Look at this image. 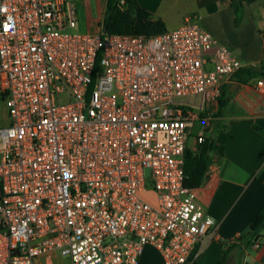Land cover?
<instances>
[{
    "label": "built area",
    "instance_id": "2783aa9c",
    "mask_svg": "<svg viewBox=\"0 0 264 264\" xmlns=\"http://www.w3.org/2000/svg\"><path fill=\"white\" fill-rule=\"evenodd\" d=\"M200 20L94 34L70 0H0V264L195 258L215 220L185 185L188 128L244 68Z\"/></svg>",
    "mask_w": 264,
    "mask_h": 264
},
{
    "label": "crops",
    "instance_id": "0c3cea01",
    "mask_svg": "<svg viewBox=\"0 0 264 264\" xmlns=\"http://www.w3.org/2000/svg\"><path fill=\"white\" fill-rule=\"evenodd\" d=\"M159 1L137 0L154 20L164 22L166 30L180 27L186 17L169 20L161 12ZM211 1L225 5L223 9L228 10L234 25L232 0ZM244 4L243 20L239 27L234 25L245 40L240 60L244 67L264 68V0H245ZM106 5L107 0L104 13ZM260 80L264 82V77L247 85L233 81L231 99L221 113L219 104L213 107L211 125L206 128L201 117L188 128L187 148L192 151L198 146V136L215 140L207 178L199 188L200 202L215 226L188 264H264V230L258 249L243 240L264 207V94L257 87ZM140 264H164V259L158 249L147 246Z\"/></svg>",
    "mask_w": 264,
    "mask_h": 264
},
{
    "label": "trees",
    "instance_id": "16d2710c",
    "mask_svg": "<svg viewBox=\"0 0 264 264\" xmlns=\"http://www.w3.org/2000/svg\"><path fill=\"white\" fill-rule=\"evenodd\" d=\"M119 0H107L103 18V30L110 34L144 35L152 36L166 31L164 22L154 20L152 15L142 8L137 0H124L120 6ZM245 0H232L231 7L234 10V25L239 27L244 16ZM264 77V68L244 67L233 78L236 84H249L253 79ZM233 85V84H232ZM223 89L219 100V113L228 105L231 99V87ZM215 150L213 137L205 138L198 144L195 151L186 149L184 157L185 185L188 188H200L207 178L211 155ZM264 230V207L259 215L252 221L249 233L243 238L247 246H251L259 239Z\"/></svg>",
    "mask_w": 264,
    "mask_h": 264
},
{
    "label": "rangeland",
    "instance_id": "374dc122",
    "mask_svg": "<svg viewBox=\"0 0 264 264\" xmlns=\"http://www.w3.org/2000/svg\"><path fill=\"white\" fill-rule=\"evenodd\" d=\"M75 2L78 10V29L86 33H98L102 26L105 9V0H70ZM159 7L165 17L171 21L184 20L185 17L200 16V25L211 32L215 38L226 45L235 56L243 58L240 53L245 44L233 25L228 10L223 9L221 2L211 0H160ZM118 4H121L119 0ZM244 43V44H243ZM6 113V107H0V118ZM44 259V258H43ZM49 264H71L67 258L51 256Z\"/></svg>",
    "mask_w": 264,
    "mask_h": 264
},
{
    "label": "water",
    "instance_id": "95a60500",
    "mask_svg": "<svg viewBox=\"0 0 264 264\" xmlns=\"http://www.w3.org/2000/svg\"><path fill=\"white\" fill-rule=\"evenodd\" d=\"M232 90H233V88H232Z\"/></svg>",
    "mask_w": 264,
    "mask_h": 264
}]
</instances>
